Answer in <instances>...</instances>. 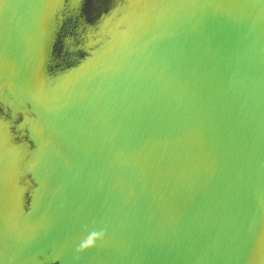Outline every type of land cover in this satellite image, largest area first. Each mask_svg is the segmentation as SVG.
Returning <instances> with one entry per match:
<instances>
[{"label":"water","instance_id":"obj_1","mask_svg":"<svg viewBox=\"0 0 264 264\" xmlns=\"http://www.w3.org/2000/svg\"><path fill=\"white\" fill-rule=\"evenodd\" d=\"M0 264H264V0H0Z\"/></svg>","mask_w":264,"mask_h":264}]
</instances>
